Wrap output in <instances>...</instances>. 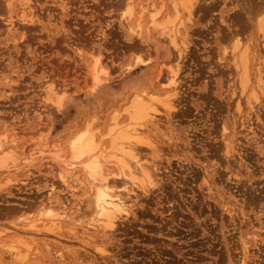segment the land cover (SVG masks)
Instances as JSON below:
<instances>
[{
    "label": "rangeland",
    "instance_id": "1",
    "mask_svg": "<svg viewBox=\"0 0 264 264\" xmlns=\"http://www.w3.org/2000/svg\"><path fill=\"white\" fill-rule=\"evenodd\" d=\"M125 1L31 0L23 13L0 0V155L12 156L0 169V264H264V82L247 103L230 56L235 38L249 43V68L264 80L262 35L253 25L264 0L195 2L193 15L182 12V57L147 15L136 27L147 0H134L133 16L119 18ZM152 1L159 19L172 14L169 0ZM97 56L107 72L91 89ZM136 57L148 61L128 70ZM170 65L179 80L165 86ZM134 93L158 106L147 133L153 145L139 152L152 184L136 191L131 214L115 228L90 229L76 222L88 216L91 191L80 170L61 161L67 141L87 122L104 133L113 111L124 122L122 106ZM147 93L170 96L173 109ZM54 152L61 160L51 159ZM43 206L71 216L51 232L37 221L41 231L33 233L23 224ZM17 236L25 246L14 258L3 246Z\"/></svg>",
    "mask_w": 264,
    "mask_h": 264
},
{
    "label": "bare ground",
    "instance_id": "2",
    "mask_svg": "<svg viewBox=\"0 0 264 264\" xmlns=\"http://www.w3.org/2000/svg\"><path fill=\"white\" fill-rule=\"evenodd\" d=\"M12 2H15V3L17 2L19 7L22 6L21 9L22 8L24 9V6H26V9L28 8V10H29V8H31V5H30L31 0H8L7 5L11 4ZM195 2L198 3L199 0L198 1L197 0H169V4L171 6L170 8H172L171 9L172 14L165 13L164 16L162 15L163 16L162 19H159V15L162 11V8H157L152 0H147L145 2V4L140 6L139 15H137L138 19L136 21V23H137L136 27L138 29L141 28V22L139 19H142V17L144 15H147L146 17L148 18L147 19L148 24L153 29V32L155 34H158V36H161L163 38L165 36H167L166 38L170 39L169 43H171L172 47H174L176 49L175 50L173 48L175 51H177L176 54H179L177 56L182 57V54H180L181 51L179 53V47H178L179 41H177L178 40L177 35L179 32V27L183 24V21H184L182 12L187 13L188 16L193 15L192 14V10H194L193 7L195 5L197 6V4ZM133 3H134V0H126L124 2V4H123L124 6L122 8L121 13L119 14V16H120L119 18H122V19H124L125 17L131 18L133 16V14H134ZM4 7L7 8V6H4ZM23 9H22V11L24 13ZM258 11H259V13L257 15H259L260 17L256 16L257 18L254 19L255 24H253V25L255 26V29L258 30L259 34L261 32L260 35H262L261 38H262L263 45H262V42H260L259 40L258 41L261 43V46L264 47V8L260 7V9H258ZM31 13H32V11H31ZM28 16H30V15H28ZM6 17H8V16H6ZM21 17H22L21 21L26 20V18H25L26 16L24 17L23 15H21ZM185 17L187 18V16H184V19H185ZM31 18L32 17H30V20H31ZM189 19H190V17H189ZM191 19H192V16H191ZM249 19H250V17H249ZM32 21L34 22V20H31L29 22H31V24H32ZM29 22H27V23H29ZM186 22H188V21H186ZM189 22H191V21H189ZM250 33H252V32H250ZM135 34H137V33H135ZM260 35H259V37H260ZM238 39L235 38V40H234V41H236L235 42L236 44H234L232 42L234 44V46L232 45L233 51H232V54L230 56H232L231 60H233L232 63L234 64V69H235L234 71H236V74H237L236 76H239V79L237 78L239 81L237 79L236 80L239 82V88L241 90V95H243V93L247 94L248 97H247V99L245 98V100H247L246 102L250 103V105H251L252 101L250 102L248 100L252 99V98H254L253 100H256V92L263 90L264 86L262 87V84H263L264 80L260 74V69L255 70L256 71V73H255V71L252 72L249 68V62H250L251 57H252L251 52H250L249 43H246L244 45V42H243L242 46H241V44H240V46H238V44H239ZM179 40H180V37H179ZM247 40H250V38ZM181 43L184 44L185 42L182 41ZM183 44H181V45H183ZM186 45L187 44H185L183 46H186ZM262 49H264V48H262ZM224 51H223V54H225L227 50L225 52ZM225 55H227V54H225ZM223 57H225V56H223ZM99 59H98V56H97V58L94 59L92 66H91V69H90V79L92 82V88L91 89H95L97 87V85L101 83L102 79L100 76L102 75V73L104 74L107 72L102 68V66H100ZM178 60H180V59L178 58ZM178 60H176L177 65H179ZM147 61H148V58L147 59H141L140 57H136L134 62L131 65L127 66V69L129 70V69H131L137 65H144L147 63ZM261 61H262V59H261ZM176 62H174V63H176ZM263 62H264V60H263ZM259 64H262V63L259 62ZM172 67L170 65L168 68L169 80L167 82V79H166V83L164 82L165 86H168L171 83L172 84L175 83L178 79L177 78L178 72L176 71L175 68H172ZM255 68H257V66ZM159 72H160V70H159ZM161 73H162V71H161ZM251 75H253L254 80L251 78L252 77ZM157 77H158V75H157ZM238 82H236V83H238ZM177 83H176V85H177ZM164 85H163V87H164ZM149 93H147V94H149ZM43 94L45 95V92ZM165 94H166V96H168L167 94H169V93L166 92ZM171 94L173 95L174 93H171ZM171 94H169V95L172 96ZM44 95H42V96H44ZM51 95H52V93L50 95H45V96H47V99L50 100ZM132 95L133 96L130 95L131 98L128 100V102L122 106V111L124 113H126V117H124L125 120H121L124 122H119V119H118V116H120L119 111H113L112 113H110L111 114L110 119H111L112 123L108 124L109 126H108L107 130L105 132L103 131L104 133H101V134L99 133L98 135L93 131V128L92 129L90 128L91 127L90 122H87V123H85V125L81 129L74 132V134L68 139L67 145H66L68 157L66 159H63L61 157L62 158V160H61V158H58L59 152H54L53 155L51 154L52 155L51 159L52 158L56 159V157H57L58 159L63 161V163L67 167L78 168L80 170V172L82 173V175L86 181V184L89 187L88 190L91 191V197L89 199L91 204H90V208H89L88 213H87L88 216L86 218L84 217L85 218L84 221H82V220L78 221L77 220L76 222L79 224H84V226H86L90 229L93 228V229H97L98 231L106 232V231L111 230L113 227L115 228L118 221H120L121 219H124L125 217H127L128 215L131 214L132 210H131L130 202H131V199H134V197L136 195V191L139 189L141 192H145V189H146L145 187H150L149 184H152V180L148 174V170L146 169V166L143 163L144 159H142L140 157L139 152H140V148L142 146L151 147L153 145V141L149 137H147V133H149L151 131L150 126H152V124L155 122V120L158 117V116H156L158 110L155 108V106H157V105L155 104L153 106V104H151L152 102L151 103L148 102V100H146L147 98H145L146 96L143 97L140 95H136V93H134ZM147 96L151 97V98H148V99H150L149 101H152L151 99H154L153 98L154 93L153 94L151 93ZM160 96L157 95L156 97H158V98H156V97L155 98L158 100L160 98V102H161L160 104L164 108V110L169 111V110L173 109V101L171 98H169L170 96L167 98H165L164 94H163L162 98ZM173 96H175V95H173ZM163 98H165V99H163ZM156 99H154V101ZM235 100H237V98ZM53 103L57 104V106H61V97H56L55 100H53ZM235 105H236L235 110L237 112L238 110H240L239 100L236 101ZM161 113H162V111H161ZM238 113H239V111H238ZM4 136L5 135L0 136V147H1V141L4 139ZM224 141H225L223 144L224 148H225L224 151L230 155V153H229L230 149H231L230 143L228 141L226 142V139ZM2 153L0 155V169H3L6 165L7 159L9 157H12V156L8 155L7 152L5 154L4 153L2 154ZM40 154H42L41 151H40ZM229 155H227V156H229ZM26 160L28 161V163L30 162V160H28V159H26ZM23 161H24V159H23ZM48 161H49V159H48ZM29 165H31V163ZM53 166H55V164ZM109 167H112L114 169V171L113 172L107 171V168H109ZM59 175L61 178L60 182L64 185H67V182H66L64 176L61 173H59ZM6 181L8 182L9 180H6ZM63 198L64 197L62 196V199ZM66 200H67L66 202H68L67 197H66ZM38 212H39L38 213L39 217L36 220H34V221L28 220V221L24 222V224H23L24 227H27L29 230L33 231V233H35V232L39 233V231H41L43 228L49 232L54 231L55 229L59 228L60 223L63 219H69V217L71 216L67 212H55L52 208H49L47 206H43L40 209V211H38ZM37 221H40V223L42 225L41 230L38 229V226H36V224H35V222H37ZM30 235H32V234H30ZM33 235H35V234H33ZM30 237H32V236H30ZM12 238H14V237H12ZM20 245L25 246V242H24L23 238H21V236L18 237L17 239H15L14 241H12L11 243L5 244L3 247H5L4 248L5 251L11 257L15 258V257L21 256L20 255L21 253L19 250ZM26 246L29 247V245H27V244H26ZM20 259H22V258H20Z\"/></svg>",
    "mask_w": 264,
    "mask_h": 264
}]
</instances>
